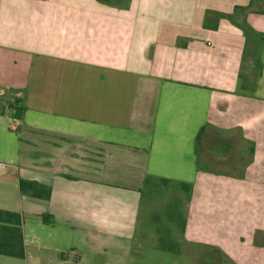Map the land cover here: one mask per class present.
I'll return each mask as SVG.
<instances>
[{
	"label": "crops",
	"instance_id": "1",
	"mask_svg": "<svg viewBox=\"0 0 264 264\" xmlns=\"http://www.w3.org/2000/svg\"><path fill=\"white\" fill-rule=\"evenodd\" d=\"M162 186L174 241L264 264V0H0V264H133Z\"/></svg>",
	"mask_w": 264,
	"mask_h": 264
},
{
	"label": "rangeland",
	"instance_id": "2",
	"mask_svg": "<svg viewBox=\"0 0 264 264\" xmlns=\"http://www.w3.org/2000/svg\"><path fill=\"white\" fill-rule=\"evenodd\" d=\"M150 192L151 190L147 188L144 193L148 208L143 211L142 228L147 233H155L157 230L160 248L158 241L155 245L147 238L145 249L137 250L134 257L136 262L133 264H233L227 257L211 254L208 249L174 241V234L182 231V217L185 211V200L180 198L182 192L179 188L162 186L154 189L153 195ZM158 198L160 202L150 205V201H156Z\"/></svg>",
	"mask_w": 264,
	"mask_h": 264
},
{
	"label": "trees",
	"instance_id": "3",
	"mask_svg": "<svg viewBox=\"0 0 264 264\" xmlns=\"http://www.w3.org/2000/svg\"><path fill=\"white\" fill-rule=\"evenodd\" d=\"M248 10L249 8H244ZM18 111H23L19 108ZM20 193L35 199L49 201L51 187L37 181H28L21 178ZM42 219L46 224H53V216L44 214ZM24 216L20 213L0 210V255L22 259L25 256V239L23 234Z\"/></svg>",
	"mask_w": 264,
	"mask_h": 264
}]
</instances>
